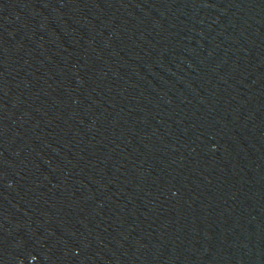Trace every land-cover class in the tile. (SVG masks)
Masks as SVG:
<instances>
[{"label": "water", "instance_id": "obj_1", "mask_svg": "<svg viewBox=\"0 0 264 264\" xmlns=\"http://www.w3.org/2000/svg\"><path fill=\"white\" fill-rule=\"evenodd\" d=\"M0 264H264V0H0Z\"/></svg>", "mask_w": 264, "mask_h": 264}]
</instances>
